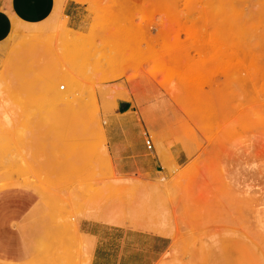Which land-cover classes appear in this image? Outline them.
I'll list each match as a JSON object with an SVG mask.
<instances>
[{"label": "rangeland", "instance_id": "1", "mask_svg": "<svg viewBox=\"0 0 264 264\" xmlns=\"http://www.w3.org/2000/svg\"><path fill=\"white\" fill-rule=\"evenodd\" d=\"M78 1L83 32L58 7L0 54V190L20 178L69 233L22 264H89L76 232L98 213L169 236L161 264H264V0ZM134 83L177 117L159 154L189 155L153 179L118 174L106 148L98 95Z\"/></svg>", "mask_w": 264, "mask_h": 264}, {"label": "crops", "instance_id": "2", "mask_svg": "<svg viewBox=\"0 0 264 264\" xmlns=\"http://www.w3.org/2000/svg\"><path fill=\"white\" fill-rule=\"evenodd\" d=\"M58 7L68 20V30L84 31L85 23H77L83 9L78 0H0V54L3 44L13 35L15 24H44ZM127 90L128 94L121 91L111 104L105 93L98 95L107 119L106 148L115 171L153 179L164 171L166 162L178 166L188 163L189 155L179 145L160 154L156 148L155 142L169 135L160 134L161 129L177 121L165 110L170 106L168 102L153 101L157 90L152 85L134 83L127 85ZM150 130L157 133L155 139ZM148 139L152 141L150 146ZM22 183L17 178L12 186L0 190V264L36 260L56 237L69 234L58 222L48 197ZM98 215L101 213L81 219L80 231L76 232L89 245V264H161L168 256L173 244L169 236L118 226L119 223L103 221Z\"/></svg>", "mask_w": 264, "mask_h": 264}, {"label": "bare ground", "instance_id": "3", "mask_svg": "<svg viewBox=\"0 0 264 264\" xmlns=\"http://www.w3.org/2000/svg\"><path fill=\"white\" fill-rule=\"evenodd\" d=\"M186 14V13H185ZM184 14V15H185ZM175 15H178V14H175ZM178 19V18H177ZM173 21V20H172ZM170 24V23H169ZM163 25H164V23H163ZM165 25H168V24H165ZM171 25H173L174 26V24L172 23ZM166 27V26H165ZM165 27H163L164 28V30H166L167 28H165ZM168 27V26H167ZM20 28V25H18V24H15V27H14V31H13V33H16V31H18V29ZM170 29H171V27H170ZM173 29V28H172ZM20 30V29H19ZM26 29H24V31H25ZM32 30H34V29H32ZM31 30V31H32ZM171 31H173V30H171ZM169 33V32H168ZM167 33V34H168ZM4 49L5 48H2V51H4ZM62 87H64V86H62ZM61 87V88H62ZM6 178V177H5ZM13 185V184H12ZM11 185V186H12ZM104 216V215H103ZM111 216V215H110ZM105 217V219L107 220V222L109 221V222H114V223H119L120 224V222L121 221H119V219H117L116 217H109L108 215H106V216H104ZM78 234V233H77ZM82 237V236H81ZM88 244V243H87ZM89 246V245H88ZM88 249V248H87Z\"/></svg>", "mask_w": 264, "mask_h": 264}, {"label": "built area", "instance_id": "4", "mask_svg": "<svg viewBox=\"0 0 264 264\" xmlns=\"http://www.w3.org/2000/svg\"><path fill=\"white\" fill-rule=\"evenodd\" d=\"M64 88H65V87H62L61 89L64 90ZM151 144H152L151 139H148V140H147V145L150 146Z\"/></svg>", "mask_w": 264, "mask_h": 264}]
</instances>
